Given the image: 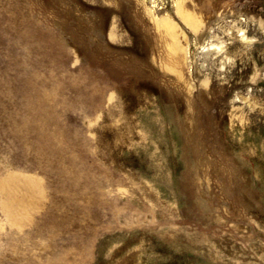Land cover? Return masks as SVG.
<instances>
[{
	"label": "rangeland",
	"instance_id": "rangeland-1",
	"mask_svg": "<svg viewBox=\"0 0 264 264\" xmlns=\"http://www.w3.org/2000/svg\"><path fill=\"white\" fill-rule=\"evenodd\" d=\"M0 264H264V0H0Z\"/></svg>",
	"mask_w": 264,
	"mask_h": 264
}]
</instances>
